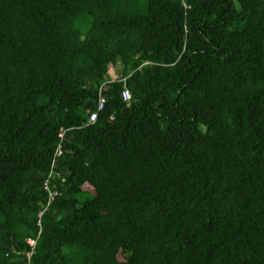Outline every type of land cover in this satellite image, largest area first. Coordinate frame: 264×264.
Returning <instances> with one entry per match:
<instances>
[{"label": "trees", "instance_id": "obj_1", "mask_svg": "<svg viewBox=\"0 0 264 264\" xmlns=\"http://www.w3.org/2000/svg\"><path fill=\"white\" fill-rule=\"evenodd\" d=\"M0 264H264V0H0Z\"/></svg>", "mask_w": 264, "mask_h": 264}, {"label": "built area", "instance_id": "obj_2", "mask_svg": "<svg viewBox=\"0 0 264 264\" xmlns=\"http://www.w3.org/2000/svg\"><path fill=\"white\" fill-rule=\"evenodd\" d=\"M122 99L126 103H130V101H131V95H130L129 91L127 90V88H125L124 91L122 92ZM105 104H106V98L103 97L102 89H100L97 111L90 115L88 124H93L96 121V119L98 117V113L104 109ZM62 140H63V132H61L59 134V143H58L56 150H55L54 159H53L52 164H51V170H50V172H49V174H48V176L45 179L44 184H43L44 190L48 193V202H47L46 206L42 207V211H40V213H39L40 217L43 215V213L45 211H47V209L51 206V204L55 201L56 197L59 195V192L56 189V187L53 188L52 185H53V182L55 180H57V181L62 180L63 181L60 174L55 172L56 162L63 155ZM39 225H40V223H39ZM26 244L28 245V247L31 250L29 255H28V257L30 259V257L32 256V254L34 253V250L36 248L37 240H35L33 238H29V239H27Z\"/></svg>", "mask_w": 264, "mask_h": 264}, {"label": "rangeland", "instance_id": "obj_3", "mask_svg": "<svg viewBox=\"0 0 264 264\" xmlns=\"http://www.w3.org/2000/svg\"><path fill=\"white\" fill-rule=\"evenodd\" d=\"M109 75H110L112 78H116L115 73H114V71H113L112 69L110 70Z\"/></svg>", "mask_w": 264, "mask_h": 264}, {"label": "water", "instance_id": "obj_4", "mask_svg": "<svg viewBox=\"0 0 264 264\" xmlns=\"http://www.w3.org/2000/svg\"><path fill=\"white\" fill-rule=\"evenodd\" d=\"M107 78V77H106Z\"/></svg>", "mask_w": 264, "mask_h": 264}]
</instances>
